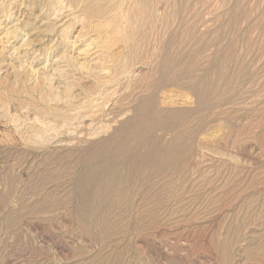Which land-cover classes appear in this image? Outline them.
I'll return each mask as SVG.
<instances>
[{
    "label": "rangeland",
    "instance_id": "374dc122",
    "mask_svg": "<svg viewBox=\"0 0 264 264\" xmlns=\"http://www.w3.org/2000/svg\"><path fill=\"white\" fill-rule=\"evenodd\" d=\"M0 264H264V0H0Z\"/></svg>",
    "mask_w": 264,
    "mask_h": 264
}]
</instances>
